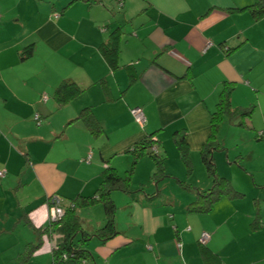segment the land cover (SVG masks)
<instances>
[{
    "label": "crops",
    "instance_id": "obj_1",
    "mask_svg": "<svg viewBox=\"0 0 264 264\" xmlns=\"http://www.w3.org/2000/svg\"><path fill=\"white\" fill-rule=\"evenodd\" d=\"M97 1L0 0V171L6 172L0 177V264H18L34 245L29 263L52 264L65 232L62 224L46 230L48 200L57 195L67 208L94 198L102 172L111 166L125 175L132 163L126 151L149 134L157 132L160 155L167 160L171 151L180 160L171 140L186 131L193 173H207L200 151L225 83L235 86L234 107L256 106L248 125L264 130V19L229 10L258 0ZM113 4L120 10L114 12ZM118 27L122 68L113 72L99 47ZM125 65L138 75L131 87ZM64 79L86 92L58 107L53 93ZM88 107L103 125L100 138L73 121ZM134 108L145 114L144 125L132 116ZM244 122L224 123L243 130ZM155 171L145 156L135 167L132 192L112 193L119 233L105 243L92 237L84 247L93 259L82 264H208L204 246L222 264H264L263 212L255 231V214L240 203L222 200L208 214H189L190 203L165 196L167 177L157 185ZM166 174L174 175L167 168ZM77 212L87 233L105 224L100 203ZM204 233L207 243L201 242Z\"/></svg>",
    "mask_w": 264,
    "mask_h": 264
},
{
    "label": "trees",
    "instance_id": "obj_2",
    "mask_svg": "<svg viewBox=\"0 0 264 264\" xmlns=\"http://www.w3.org/2000/svg\"><path fill=\"white\" fill-rule=\"evenodd\" d=\"M118 5L122 6V1H120ZM229 10L235 12L247 10L253 15L256 20L260 21L264 19V0H258L254 4L247 7L230 8ZM123 35L124 33L122 27H118L113 32H111L108 41L99 47L103 59L106 61L109 68L113 72L122 68L119 56L121 53V39ZM31 48L32 47L26 49V52L28 54H31ZM123 68H125L127 71V74L129 76V87H131L138 81L136 70L132 65H125L123 66ZM100 82L104 85L107 84L105 80H101ZM234 90L235 86L233 84L225 83L224 88L222 89L220 94L219 102L216 105V109L211 113V134L200 151V157L208 176L212 180V187L207 191L196 188L197 198L186 208V211L189 214H208L213 210L214 206L217 203L225 198L226 195L239 196L241 194L240 192L235 190V188L227 178L221 177L218 174L215 164L216 158L214 159V154L216 152L226 150L219 140V132L222 124L226 120H229L233 123L237 119H242L244 125V121L246 119L252 118L255 113V105H251L248 107L233 106L232 94ZM85 92L86 88L81 87L73 79H64L55 89L53 98L56 101L58 107H62L79 98ZM75 120L81 121L94 138H100L105 134L103 125L96 117L92 108L88 107L82 109L78 114V117L73 121ZM38 123L40 124L39 121ZM156 135L157 132L145 136L142 140H140L138 143L133 145V147L126 151V154H129L131 156L132 163L125 175H120L117 170L111 166H108L102 172V183L98 188L96 196L94 198L84 200L76 199L67 208H64L62 206V203H60V206L64 211V215L56 221L50 220V226L46 229L52 231V228L57 224H62L64 226V247L53 249L52 264H82L90 261L93 259V256L84 246L92 237H96L102 243H105L118 235L119 232L116 226V214L118 208L112 199V193L115 191L126 194L131 192L132 176L136 165L142 158H144L145 156H150L154 160L156 167L154 181L157 185L164 178H166V158L164 155H160V153L158 152L159 143L155 140ZM186 136V131H178L174 134L173 139L178 150L180 160L184 164L187 173L193 174L192 156L190 147L186 141ZM256 138L258 140L264 139V130L260 131ZM4 173L6 176L5 171ZM178 182L186 189H190V185H188L187 183L180 180H178ZM159 192L160 191H158V193ZM55 196L61 200L59 196L53 195L48 200L49 209L51 207L50 200ZM153 197L155 196L153 195ZM95 203H100L104 207L105 224L94 233H87L82 227V222L77 209L80 207H90ZM261 220V215L258 213L254 221L252 222V230L255 231L262 227ZM42 230L43 229H41L40 232H42ZM37 248L38 245L30 246L27 253L19 255L16 260L18 264H30L29 262L31 256L34 254ZM203 253L206 256V263L214 264L215 261L218 264H222L221 258L217 254L212 253L205 246L203 247Z\"/></svg>",
    "mask_w": 264,
    "mask_h": 264
},
{
    "label": "rangeland",
    "instance_id": "obj_3",
    "mask_svg": "<svg viewBox=\"0 0 264 264\" xmlns=\"http://www.w3.org/2000/svg\"><path fill=\"white\" fill-rule=\"evenodd\" d=\"M99 4L104 5V3L98 0L96 5ZM113 8L114 12L120 10V7L114 4ZM73 12H76V10L73 9ZM103 25L105 26V24L101 26ZM262 102L264 105V101ZM260 117L261 115L257 119H260ZM235 121L240 122L241 120L237 119ZM245 121L247 126L243 127V130H239L238 128L228 130L226 123L222 124L223 128H226H222L223 130L219 139L226 150L216 152L214 159L218 158V164L215 160L218 174L221 177L227 178L235 190L241 193L239 196L226 195L222 203H240L243 209L255 214L254 216L256 217L258 213L263 212L264 214V139L258 140L256 138L261 129L250 127L248 124L251 120L246 119ZM171 143L175 145L174 140H171ZM167 146L170 150L172 148L174 149L173 146L171 148L170 145L167 144ZM227 150L229 152V160L225 158V160L223 159L225 162L221 163L222 158L220 157H227ZM166 164L167 171L174 175L172 177L166 176L165 181L163 179L164 182L160 184L165 187L163 190L165 196L171 199L173 203H191L192 200L195 201L197 198L196 188L207 191L212 187V185L210 187L209 185L207 186L209 176L204 170H197L193 174H188L182 161L174 159L171 151L169 158L166 160ZM178 180L190 185V189L183 187ZM194 183L195 186L193 185Z\"/></svg>",
    "mask_w": 264,
    "mask_h": 264
},
{
    "label": "built area",
    "instance_id": "obj_4",
    "mask_svg": "<svg viewBox=\"0 0 264 264\" xmlns=\"http://www.w3.org/2000/svg\"><path fill=\"white\" fill-rule=\"evenodd\" d=\"M45 100H46V97H45ZM131 113L139 124L143 125L145 123L146 118L141 108H134L132 109ZM37 119H39L38 116H36V120ZM91 157L92 156L90 153L87 158V162L91 160ZM0 177L1 178L5 177L4 171H0ZM60 203H61V200L57 198L56 196L50 200V206H51L50 207V220L51 221H56L57 219L61 218L64 215V211L62 207L60 206ZM209 238H210V235L208 233H204L202 235L201 242L207 243Z\"/></svg>",
    "mask_w": 264,
    "mask_h": 264
}]
</instances>
